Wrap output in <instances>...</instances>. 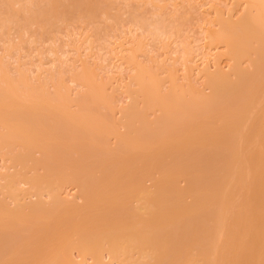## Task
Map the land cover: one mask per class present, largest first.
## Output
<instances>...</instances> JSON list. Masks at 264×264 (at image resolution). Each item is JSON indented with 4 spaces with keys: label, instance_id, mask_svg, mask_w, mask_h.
Listing matches in <instances>:
<instances>
[{
    "label": "bare ground",
    "instance_id": "obj_1",
    "mask_svg": "<svg viewBox=\"0 0 264 264\" xmlns=\"http://www.w3.org/2000/svg\"><path fill=\"white\" fill-rule=\"evenodd\" d=\"M34 1H36V0H34ZM34 1L33 0H2L1 1L2 3H0V30H2L1 28L7 29L5 27H8V28L11 27L12 28V25H10V23H12V22L15 23L16 20L18 22L19 21L21 22L22 20L26 21L27 23H25L23 21L21 22V25L23 23V25L25 27L31 26L30 23H34V22L35 23L36 22L37 23H40V22H42V23L46 22L47 23V21H49L48 24H44V25L45 26H49V25L51 26L52 25L50 23L51 19L55 20L56 17L62 18L63 14H65V13L68 14L70 12L69 10L72 11L73 8H76V10L81 9L83 12L85 11L84 9H86L87 11H90L89 8H92L91 9L92 11L94 10L93 9L94 5H92V4H94V1L91 4V0H43V1L38 0L35 3H34ZM40 1H42V2H40ZM96 1H98V2L101 1L102 3L100 2V4H102V5H103V2H106V0H104V1L103 0H96ZM16 2H17V6L20 7V5H21V7H20L21 9L20 8L18 9L16 6L17 10L15 9L16 10L15 11L13 9L14 8L13 6H15L14 3H16ZM20 2H22L23 5ZM31 2H33L34 4L33 3L30 4ZM38 2H40V4ZM107 2H106V4H107ZM246 2L248 4V5L246 4V8L248 10L247 9H246L247 11L244 10L245 12L243 11L239 15L240 17L238 16V19L236 18L235 21L225 19L226 22L221 23L222 26L219 24L220 25L219 30H217L214 33V35L211 33V35H213L211 37L213 40L220 41L221 43L222 42L225 43V45L227 46V49H228V50L227 49L226 50L229 52L232 59L233 58L235 59V60L233 59V61L235 62V63L233 62L234 63V64H232L233 66H230V68L233 69V72L231 71L232 69L229 70L230 72L233 73V74L231 73L232 76L231 75L230 76L234 80L229 77V74L227 73L228 71L225 72L226 74L224 73L223 70L219 71L218 69H217V72H213V73L206 71V73H207V74H205L206 86L210 87L211 91L209 93H211V95L209 93H207V95H206V93H203L202 90H200V91H202V92H200L199 89L198 90L195 89V91H194L193 87H189V89H187V90L183 88V90H186V91H184V93L188 92L190 90V92H192V94H194V92L197 91L196 94L198 93V100L200 99L199 100L200 104L197 103L198 100L196 98L197 96H195V95L194 96H195L196 100L189 101L191 99L193 100V98L190 97L191 99L188 98V101H189L188 104H187V96H186V100H184L185 97L179 98V99H181V101L183 100L181 103H180V100L177 98V100H179L177 102L181 104V106H180V104L177 103L179 105V107H181L182 110L184 109L183 110L184 113L185 112H186V114L188 113L187 116L192 115L193 117L191 116V118H193V119L195 118L194 120L191 119L190 116H188V117L185 116L186 120H184L183 116L181 115L183 112L180 109L174 110L175 107L173 105H172V109H171V106L169 109V107L164 106L165 104L161 105L162 102L164 103V101H163L164 97L167 98V100H168L169 99L168 97L172 96V93L170 94V88H169L168 93L166 95L168 97L164 96L165 92H164V95L161 92V95L164 96L163 99H161V98L159 99L161 103L158 102V99H156L158 96L156 98H153L155 95L160 94L158 92L160 90L158 89V91H157V83L160 80H157L158 77L154 76L155 74L153 75L151 73L152 75L150 76L148 72H147L148 73L147 76H149V77H147L146 75H145L146 77L141 75V76H139V79H137L138 77L136 78L139 81V87L138 88L141 91V92L140 91L139 92L143 93V95L147 96V102L146 103L150 102L149 105H146V103L145 104L143 103L144 109H147V108H145V106L151 107V105L152 106L155 105L154 103H156V102H154V101H157V103H160V105L162 107H165V108H163V109H165L164 110L165 115L166 114L168 115L169 113L170 114L168 116L166 115L167 116L166 117V116H164V114L162 116L161 115L162 113H161L160 115H158L159 117L158 116L154 117V119L158 117L156 120H158V119L160 120V121L158 120L157 123L155 122L157 126H155V124L153 122L156 120L152 121L153 118L148 119L146 115H143L141 118H138V120L139 119H141V120H139V123H137V125H136L135 122L138 121L137 117H140L144 113V109H143L142 114L140 111V110H142L143 107L140 110L138 109L139 111L137 110V112H140V116L138 114L132 115L129 119L130 121L129 122L126 121L128 123H127V126H125V127H127L126 132L124 133L125 135L124 134L122 135V133H121L120 137L117 136V138L115 139V140H117V142H115V145L117 143V147L118 146L120 147L119 150H117V147H114V145H112V147H111L110 144L112 142L109 141L110 136H108L106 134L107 132H109L110 135H112L111 133H113V129L112 130L110 129L111 131L109 130V128H111V127H109L110 126L109 122H105L106 123L105 124V123H103L104 121L100 122V119L98 120L99 122H97V121L93 120L96 118H93V119L90 118L93 121H91L89 119L90 122L85 121V120H83L84 122H82V120H80V122H81L80 123L79 120H77L78 117L75 118L74 117L75 115H69V119H68L70 121V123H69V121L66 120L68 117L65 118L68 115L65 116V114H64V117H63V114H59L58 112H55L56 114L54 113V111H56V109H54V108H56V105L51 104L53 102L51 100L52 97H51V99H49V97L47 96L49 94L45 95L42 91H41L42 93L40 91H38V92L36 91V94H35V91L33 92V90H31L29 92L31 94L27 93L29 95H33L32 97H34V95H35V98H37L36 95H38L39 92L41 94L40 98L39 99L34 98L35 100L33 102H30L29 101L30 99H28V101L30 102L28 104L25 102H19V100H23V98L18 99V105H16L14 111H16V113L19 112V114L15 115L14 117L10 116L7 118L5 116H2V115L0 116V126L1 125L4 126V127H2V129L3 128L4 129L2 130L3 134H0L1 135L0 138H1V140H3L2 141L3 144H5V146L3 144H1L2 142L0 140V142H1L0 146H2V147H0V149H2L1 151H3V153H4L2 155V152H1L0 155H2L3 157L5 155L4 158H7L11 154L8 155L7 153H5L6 147H7V150L10 151V150L14 149L12 147H15L14 145H16V143L18 145V147L16 146L17 147L16 150L14 149L16 151L15 154H14V152H12L13 156L8 157L9 159L10 158L12 159V162L14 163L15 166L18 163L20 164L19 169L16 167L17 170H15V173L11 172L12 175L11 174L8 175L7 178L9 180L6 179V181L8 183H5V185H7L6 187H7L8 191L9 190L12 191L11 195L14 194L13 190L16 188L15 184H17L18 181L21 180V178L26 179V177H27L26 180H29L32 184L35 183L34 185L37 187H43L44 184L46 185L45 187H47V186L51 187L50 185H52L51 188L56 191L52 195L53 202H55L54 203L55 208H58V206H60V204L63 203L62 201H64V199L62 197H60V195L58 194L59 193L58 191H60V189L62 187L61 185L64 184L62 182H64L65 179L66 180L68 179L67 182L68 181L72 182V181L76 180L75 183H77V181H78L77 184H78L79 188H82L81 190L83 191V193H86L85 187L87 188V185L88 186H92V185L97 186V185H100L102 182V181H100V179L104 180V179L100 178L102 175H100V177L98 176V180H97V175H96L97 173L96 172H95L96 173L95 175H91V173L93 174L94 173L93 171L97 168V167H94L95 169L90 171V169H92V167H93V166L90 167L91 163H92L91 161L94 159V157L96 159H100V158L102 159V157H100V156H98L99 158H97L96 157L97 154L95 155V152L97 151V152H99V154L104 153L106 155L102 154V156H104V157L108 156V158H109L112 156L111 151H114V152L117 151L118 153L117 152L115 153L116 156L114 155L115 157H117L116 160L122 158L123 161H126L129 159L128 162L130 163L132 161V164L128 165L129 166L128 167V166H126L127 164H129L128 162L125 164V163H122V161H120V165H119L116 163V160H114L115 163L117 164V166L116 167L112 166L113 170L111 173L116 174L115 170H116V168H119V166H120V168L123 166V168H121L122 172L120 169H117L121 173L125 172L124 169L126 171L130 170L129 172H126V175L129 174L128 176L129 177L131 176L130 178L127 176L128 177L127 180L129 179L130 181L129 182L127 181L128 183L125 182L126 184H124V183L123 184H124V186H128V187L130 186L131 187V185H132V187H134L133 188V192H134L133 194H136L138 199L135 196L136 197L135 200H137L139 203L138 204L136 203V205L134 204L135 205L134 206L131 202L132 198H130L129 201L131 202V205L129 204V206H132V207L134 206V207L133 208L130 207L131 209H127V210L125 209L127 213L125 214V212H122L123 214H125L124 216H122V213L120 211H117V210L124 209V208H121V206L127 207L128 203H129L128 198L131 197V195H132L131 191H130L131 193L130 192H127V193L123 192V195L121 194L120 205H117V202H116V205L111 204L112 207L110 206L111 208H113V207L116 208V206H118L117 207L118 209L116 210L115 208H113L114 213L112 212V214H114L115 217L117 216L116 218L112 219V217H110L111 212L109 213V211H111V210L104 211V213L102 211L101 212L102 214L100 216H98L97 219L95 218V224H93V226H94L93 229H95V230L93 232L92 231H89V232L83 231V232H80L81 234L79 233V236H78L79 239H80L81 235L83 238L80 240L78 239L79 244H78V242H76L78 244V246H80L84 251L89 250V252L92 248H94V250L91 253L92 254L91 257L93 259L92 260L93 264H107V262L105 263L103 261V258H104V256H102L103 254H100L101 251L102 252L104 251V247H105L104 245L105 244H107L106 245L107 247H105V251H108V253H109V255H111L112 259L115 262L117 261L119 264H264V197H263V194H264V117H261L262 115L261 116L259 115L261 117V119H258V117L256 116L259 113L258 109H256L257 110L256 112H258V113L256 115H252V116H254L253 119L251 118L252 116L249 113V112H252L251 114H254L255 108H257V107L259 108V106H260L259 104H261L260 109L263 110V113H261L262 111L260 109H259V111L264 116V78H263L264 77V0H246ZM100 4L97 3V5H98L97 7H100L103 9L100 10V8H99V11L104 10L106 7L108 8L107 5H103L104 6L103 7ZM71 7H73V8H71ZM96 9L97 8L95 7V10ZM76 10L73 9V12L75 13V15H77ZM95 10H94V14L96 15L97 12H99V11L97 10V12H95ZM253 10H254V12H253ZM17 11H21V12H18L19 15L17 14ZM78 12H81V11H78ZM80 14L78 15V17H80ZM90 14L89 15L91 17H93V15H94L93 12L90 11ZM89 15L87 13V15L86 16L84 15V17H88ZM18 16L21 17L22 20L16 19ZM71 16H73V15H71ZM64 17H65V19H67L66 15H64ZM81 17H83V15ZM59 18H58V20H60ZM65 19H63V20H65ZM137 21H139V20H137ZM157 21H156V23H158ZM160 22H162V21H160ZM221 22H222V20H221ZM18 24H20V23H18ZM18 24H17V26H18ZM26 24L27 25L29 24V25L27 26ZM154 24H155V22H154ZM9 25H10V27H9ZM21 25H19V26L24 27L23 25L22 26ZM38 25H39V27L41 25V28L43 26V24H41V23ZM45 26H43V28ZM158 26H159V24H158ZM254 43H255V45H254ZM250 53L251 54H253V53L257 54L259 57H257V55L251 56V57H253V58H251V59H253L251 61H249L250 60L249 58H248L249 60L246 59V57L243 58L244 56H250L251 55ZM254 57H256V58L254 59ZM241 58H242V60H244V59L248 60L249 63L251 62L249 68L253 65L252 67L255 69V71L254 70H253V72H252V70H249L251 72L247 71L249 69V68H247L248 66L247 67L245 66L247 70L245 68H243L244 65H242V67H241L240 66L241 65L240 64ZM135 63H136V61H135ZM137 67H139V66H137ZM139 70H141V69H139ZM3 73H4V71H3ZM3 75L4 76L6 75L8 77L7 74H3ZM79 75L80 74H78L77 77H79ZM233 75H235V76L233 77ZM2 77L0 74V78H2ZM81 77H79L80 81H81ZM82 78L84 81L86 80L85 79L86 77L84 78V76H83ZM4 79L5 78H2V81ZM83 80H82V83L84 82ZM0 81H1V79H0ZM20 81L22 83V80H20ZM93 81L94 80H92L91 84L93 83ZM173 81H175V80H173ZM4 83L2 84V87L6 84V86H4V89H1L2 87H0V95L2 97H6L10 93L17 95V97L20 95L19 97H21V94L19 93L20 89L18 90V88L16 87L19 85V84L16 85V83H20V82H18V81L13 82V80L10 77H8L6 79V83L5 84ZM89 85H90V83H89ZM92 85H94V83ZM177 86L173 87V85H172V87H173L172 91L174 93L180 92V91H176V89L180 88V87L177 88ZM89 88H91V87H89ZM16 90H18L19 92H16ZM85 90H87V93L85 92L86 94L91 92V96L94 95V94H92V91H93L92 89H91L92 91H90V90H88V87H87V89H85ZM95 90H97V89H95ZM181 91H182V89H181ZM21 92H23V91H21ZM199 92L205 94V97L202 98L203 95L200 94ZM78 93H79V91H78ZM140 93H138V91H137V94L140 95ZM174 93H173V95H174ZM27 94H25V95H27ZM82 94H83V97L86 95L84 93H82ZM186 94L190 96V93H186ZM39 95H38V97H39ZM89 95H90V93H89ZM22 97H23V95H22ZM27 97H28V95H27ZM151 97L153 98V104H152V100L150 99ZM173 98H176V96H173ZM170 99L168 100L169 102L165 100L166 103L168 102L169 104H172V101H170ZM3 100H5V98ZM31 100H33V99H31ZM145 100H144V102H145ZM219 100H220V102H219ZM65 101L67 102L68 100H65ZM175 101H176V99H175ZM175 101H173V102H175ZM184 101H185V103L183 104ZM99 102H100V100H99ZM221 102H223L224 104L222 103L223 104L222 105ZM89 103H90V100H89ZM190 103H192L193 106H190V108H189L188 106ZM169 104H167V105H169ZM186 104H187V108H189L188 110L184 107ZM197 104L199 105L200 109L199 108L194 109V108L198 107ZM208 104H210V106H208ZM218 104L222 105V106L220 105L222 107V109ZM225 104H226L227 108H225L226 107V106H224ZM0 105H1V103H0ZM5 105H6V103H5ZM158 105H157V107H158ZM182 105L184 108L182 107ZM200 105L205 108V109L203 108L204 110L209 109V108H210V110L213 109L212 115H207V114L205 115V113H204L205 111L201 108ZM212 105H213V107H212ZM215 106L217 107L216 109H214ZM218 106L220 107L221 110L219 109ZM223 106H224L225 110H224ZM254 106H256V107L254 108ZM7 107H9V105ZM252 107L254 108V111H252V109H253ZM3 108H5V106ZM62 108H65V107L63 106ZM132 108H134V107H132ZM230 108H231V110H230ZM43 109L44 110L47 109V111H49L50 114L52 113V116L49 114V112L44 113L46 111H44ZM130 109L131 108H129V110ZM163 109L161 110V112H163ZM57 110H58V108H57ZM88 110L92 111L91 109H88ZM193 110H196V111L202 110L201 111L202 113L200 111H197L198 113H194ZM210 110H209V112L211 113ZM170 111H172L173 113ZM175 111H176V113L174 114ZM214 111H215V113H214ZM217 111H219V112L222 111L223 113L221 112L222 114L219 115L220 113L217 114ZM145 112H146V110H145ZM179 112H180L179 115L184 120L183 122L188 121V119H189V122L193 123V121H194L196 126L194 123L193 124L188 123L189 124V126H188L189 130H187V124L185 123L186 124V126H185L184 124L181 123L180 127L182 125H184L186 127V128L184 127L186 129L185 130L186 132L185 131L182 132L184 130V128L183 129L177 128L178 130H182V131H179L180 133H184V135L179 133L180 136L183 135L182 137L179 136V138L182 140V146L181 145L175 146V147H172V149L170 147L159 148V150H158L156 145L162 146L163 144L160 145L161 143H164V142H161L162 140L166 141L167 139L173 138V140H174V138H178L176 135H174L175 132L172 133V131H173L172 129L174 128V125H175L174 123L177 122V120L182 122V120H180L181 119L180 116L178 115ZM199 112H200V114H199ZM57 113L60 115V117ZM60 113H61V111H60ZM171 113H172V116H171ZM191 113H194V115ZM146 114H147V112H146ZM176 114L178 116H176ZM195 114L198 115L197 119L195 117L196 116ZM28 115H30V116H28ZM48 115L50 116V118H49L50 121L52 118H54L52 120L54 122L51 121V123H50V121L47 120L48 117H46V120H45V116H48ZM53 115H55V117H53ZM246 115L247 116L250 115L249 116L250 118L249 117L248 118H249V120L251 119V121H252L251 125L249 124L248 121L245 120V119H247ZM31 116L34 118H32ZM124 116H125V114H124ZM169 116L175 117L177 120L174 118L175 119V122H174V119H172ZM219 116H221L222 118L224 117V119L222 120V118ZM255 116L257 118H255ZM56 117H57V119H56ZM79 117L81 118V116H79ZM133 117L134 118L136 117L135 118L136 121L133 120L134 119ZM164 117L166 118V122L164 121L165 120ZM215 117H217V118H215ZM62 118H64V119H62ZM127 118H128V116H127ZM145 118L148 121L150 120V122L152 121L153 123H150V122L148 123L147 120H145ZM214 118H215L216 122H214L215 121ZM161 119L164 122H162ZM167 119H169V120L167 121ZM57 120H60V121H57ZM63 120L64 121L66 120V121L64 122ZM190 120H193V121H190ZM217 120H218V122H217ZM46 121L48 123H46ZM131 121H132V123L135 121L133 124L136 126H134L131 123ZM87 122H89V124ZM126 122H125V125H126ZM140 122H142V123H140ZM159 122L167 123V124L169 123L170 126L168 125L167 126L168 128L167 127L165 128V126L167 124L166 125L160 124L158 127ZM170 122H174V123L172 124ZM65 123H67V124H65ZM73 123H75V124H73ZM102 123L105 124L104 125L105 127L107 125V128L108 127L109 128L106 129ZM63 124H64V126H63ZM71 124H73V125H71ZM176 124L177 125H175V126H179L178 123H176ZM245 124L248 126L250 125V127H248V126L246 127ZM47 125L49 128L47 127ZM74 125L75 126L77 125L79 127V128L75 127L76 131H75V129H72V128H74ZM132 125H133V127H132ZM151 125L153 126V128H151ZM192 125H194L193 128H192ZM66 126H68V127H66ZM161 126H163V128L166 129L163 131V128H162L161 129L163 131L162 133H161L160 129H159L160 132L158 130V128H160ZM52 127L54 129L56 127L58 128V129L56 128L57 129V130H55L56 132L54 130L52 131V129H53ZM169 127H171V130H169L170 129ZM5 128L8 131V134L5 133V132H7V131H4ZM83 128H88V130L87 129L86 130L88 132H90L92 139L89 138V139H86V141L84 140L86 138V136H88L89 133L85 129L84 130L86 132L82 131ZM190 128H192V129H190ZM79 129H80V131L83 132L82 135H86V134L87 135L84 136L83 138H81L82 136H80L81 132L79 131ZM45 130H47V132L49 133L48 137H46L48 133L47 134L44 133ZM71 130H74V133ZM155 130H157V132ZM178 130H177V132H178ZM59 131L63 132L61 134V136H60ZM168 131H169V136L167 133ZM67 132H69V133H67ZM0 133H1V130H0ZM54 133L55 134L58 133V134H56L57 137H55ZM72 133L74 135H72ZM160 133L162 135H163V133L166 135H163V137H162V135H160ZM157 134H159V135H157ZM179 134H177V135H179ZM3 135H5L6 137L9 135L7 137L8 139L5 136L3 137ZM62 135L67 137V138L69 135L70 136L67 139V138H62ZM93 136L95 138H93ZM106 136H108V137H106ZM160 136H161V138H160ZM223 136L226 138H223ZM59 137H60V139H59ZM75 137H76V139H75ZM113 137H114V135H113ZM71 138L72 139L74 138V140H71ZM57 139H58V142H56ZM61 139H64V140L62 141ZM180 139H175V140H180ZM53 140H55V141H53ZM69 140H71L72 142ZM81 140H82V142H81ZM175 140L171 141V142L174 143ZM186 140H188V141H186ZM66 141H68V143L69 142H71V143L67 144L68 145L67 146L65 144ZM75 141L78 144H76V143L72 144ZM49 142L51 144H49ZM85 142H88V143H86L87 145L85 144ZM108 142H110L109 145H107ZM171 142L169 145H171ZM176 142H178V141H176ZM57 143L59 144L58 146H57ZM113 143H114V140H113ZM168 143L169 142H167V144ZM52 144L55 147L54 146L52 147L51 146ZM71 144H72V146L76 145L77 147L74 148L71 146ZM79 144H84V148L80 147V149H79L78 148ZM11 145H12V147H11ZM164 145H166V143ZM20 146L23 149L22 150L23 153L21 152V150H19ZM153 146H155L157 150H152ZM191 146H195L197 148V152H194L196 150V148L195 149L193 148L194 154L197 153L195 155L196 159H195V157H192V160H195L194 162L191 161V157H189L190 160L188 158H186V159H187V162L189 160L190 162L193 163V165H191L192 167L196 166V168H194L195 170L194 169L191 170L192 173H190L191 171L187 172V175H186V172L182 169V167L180 169V167L177 165V161L184 159L185 156L184 157L182 156L183 157L182 159H180L181 157H179V156H178L179 158H177L176 152L178 153V151H179V153L182 152V154H183L186 152V151L184 152L183 150L186 149L187 151L189 150L188 156L192 155V154H189L192 151ZM58 147L59 148L61 147V150ZM62 147H64V148H62ZM3 148H5V149L3 150ZM8 148H10V149H8ZM67 148H69V149H67ZM81 148H83V149H81ZM111 148H114V149L111 150ZM187 148H189V149H187ZM48 149H50V151ZM54 149L58 150V152H53ZM161 149H163V150L165 149L164 152H161V153H165L166 150H168L167 152L170 151L169 155H171V153L174 151L172 154L173 157H170L171 159L173 158L172 159L173 162L170 161L171 159L170 160L167 159L170 161V162L168 161L169 164L166 165V167L163 166V169L161 167L162 170L159 169V173H161L160 171H164V168H166L165 171L162 172V175H163L162 180H159L156 182V183H159L160 185L155 183L156 185H154V186H156L155 188H157V189H155V191H154L153 189L150 190L151 188H149L148 186L146 187L145 185H143L142 180L140 179V177H137V176H139L140 172L142 174L143 171H144V173L146 172L145 174H147L148 169H145V168L147 167L150 170L151 164L155 166L156 163L163 162V161H160L162 158L161 159L157 158L161 155L160 152H156V151H163ZM179 149L181 150V152ZM67 150H69V151H67ZM70 150L74 151L75 153L78 152V154L80 153L79 158H77V154L75 156L72 155V153H74V152H71ZM36 151H39V153L41 154L40 157H38L39 154L36 157V155H35V154H37ZM82 151H83V154H82ZM120 151L122 153L124 152L126 155L124 153L122 155V153H120ZM92 153H94V155ZM118 154L120 155V158H119ZM185 154H187V152ZM167 155H165L166 158H167ZM177 155H179V154H177ZM72 156H73V158H72ZM125 156L128 159L124 158ZM188 156H186V157H188ZM69 157L71 159H69ZM104 157H103V159H104ZM54 159H57L59 162L61 160V163L63 161L64 162L62 164L58 163V164H60L58 166V164L56 163L57 160H55V162H54ZM105 159L103 160V162L106 164ZM111 159H112V157H111ZM111 159H110V161H111ZM143 159L145 160L144 162H146V160H148L151 164L147 161L146 163H149L148 164L149 166L147 164H146V166H143L145 168L142 171V169H143V167H141L142 164L140 166H138L136 164L138 163L137 161L140 162ZM28 160H32L33 164L34 163L36 165L38 164L37 167L41 166V164L43 163L42 166L43 165L44 166L42 169H45L44 170L46 172V173L44 172L45 175H42V176H40L41 174L39 176L36 175L35 178L29 177L26 173L27 169H29V168H27L26 166H30V169L34 171L36 165L34 164L35 166H33V164L31 163L32 161L29 162V164H30L29 165L28 163H26ZM35 160H36V162H35ZM133 160H135V161H133ZM38 161H41V162H38ZM83 161L91 162L90 166H88L90 169L87 168V166H86L87 170L84 168L85 166H83V165H85V162H83ZM101 161H100V163H103ZM114 161H113V163H114ZM152 161L155 164H153ZM156 161H158V162H156ZM164 161H166V160H164ZM183 161H179V162H183ZM51 162L52 163L54 162L53 163L54 165ZM67 162L68 163L72 162V163L68 164ZM82 162L84 163L83 165H82ZM94 162H95V159H94ZM187 162H186V164L188 167L189 163H187ZM39 163H40V165H39ZM121 163L124 165H122ZM31 164H32V166H31ZM80 164H81V166H80ZM105 164H103V165H105ZM67 165L70 167H68ZM108 165H106V166H108ZM143 165H145V164L143 163ZM182 165H185V164L182 163ZM109 166H108V168H111V166L110 167ZM191 166L189 165V167H191ZM69 168L72 170V172L70 171V173H72V174L75 173L79 177L81 175H84L83 177H85V178L90 177V179H95L96 182H98V183H94L95 180H94V182H92L91 180H88V179L87 180L90 181V183H85V182H87L86 179L84 180V178L81 176V178H78L80 180H78L77 176L75 177V174L74 175L71 174L70 176L69 175L67 176L66 174L69 173V172H67V170H69ZM98 169L100 170L99 165H98ZM98 169H96L97 172L99 171ZM152 169H154V167ZM101 170H103V169H101ZM108 170H106V171L109 172ZM139 170H141V171H139ZM149 170H148V173H149ZM182 170H183V172H182ZM189 170H190V168H189ZM157 171H158V169H157ZM165 172H166V174H163ZM19 173L21 175H19ZM22 173H23V175H22ZM188 173H189V175H188ZM42 174H43V172H42ZM89 174L93 177L94 176H96V177L92 178L91 176H89ZM105 174H107V173H105ZM112 174H111V176H113ZM120 174H119V176H120ZM180 174L182 175V177L185 180H187L189 178V183H188L189 186L187 185L188 186L187 189L185 187V189L182 190L181 187L180 188L178 187L179 183H178V185H176L177 182H173L175 180H173V181L171 180L174 177L181 178ZM17 175H19L21 178L19 176L16 177ZM117 175H118V173H117ZM117 175H116V178H118ZM109 176H110V174H109ZM111 176H110V178H111ZM140 176H142V175H140ZM184 176L185 177L188 176V177L185 178ZM69 177L70 178L72 177L71 180ZM125 177L126 176H124V178ZM165 177H166V179L168 178L166 181H164ZM119 178H121V177H119ZM142 178L144 181L145 180L144 177H142ZM17 179H19V180H17ZM45 179H49V181L45 180ZM61 179H62V181H60ZM81 179H83L84 181ZM169 179H170V182H169ZM178 179H176V180L179 181ZM15 182H17V183H15ZM162 182L164 184L166 182L167 183L169 182L172 184V182H173V183H176L175 184L176 186L174 184L173 185L175 187L173 185H169V183H168V185H162ZM59 183H60V185H59ZM82 185L84 187H82ZM102 185H103V183H102ZM55 186L57 187V189L54 188ZM121 186H122V190H123V188H124L123 185H120V183H119L118 187L121 188ZM164 186H165V188H164ZM244 187H248V188L245 189ZM120 188H118V189H120ZM125 188H127V187H125ZM178 188L181 189L180 192H179ZM241 188L242 189L244 188V191L245 190L246 191L244 192ZM177 189H178V191H177ZM248 189H250L253 194L255 193V196L257 195L256 197L254 196L256 200L253 199V197H252L253 195H252V193H250V190L248 191ZM122 190H119V191L117 190V191H118V193L119 192L121 193ZM238 191H240L239 194L242 193L241 191H243L246 194L244 196V198H242V200L240 199V197H243L244 193H242L243 195L241 194L242 196L239 197V195L236 194ZM258 192H262L263 194L258 193ZM107 193H109V192H107ZM174 193H176L177 195H175ZM188 193H189V196H187L186 198L192 196V194L195 197L194 200H193V197H191L192 199L190 198L193 201L187 199V201L189 200L190 204H188L189 202L186 203V198H185V196L188 195ZM249 193L251 196H247ZM258 194H260L259 196L261 197L260 202H259L260 197L258 196ZM174 195H175V197H174ZM183 196H184L185 200H184ZM236 196H238V199H240V200H238L236 198ZM87 197L88 196H86V198ZM91 197H92V195H91ZM93 197H94V195H93ZM113 197H114V195H113ZM118 197H120V196H118ZM171 197H174V198H171ZM250 197H252L251 199L254 200L255 203L256 202L257 203L255 204L251 199H249ZM262 197H263V199H262ZM104 198L105 197H103L102 200ZM106 198H108V197H106ZM244 199H246V201L241 203ZM40 200L41 199L38 200V202H39L38 204H44V203H41ZM116 200H118V199H116ZM109 201H112V200H109ZM235 201L237 203H235ZM238 201H241L240 202L241 206H240ZM104 202H105V199H104ZM84 203H86V202H84ZM253 203H254V208L255 207L257 208V209H255V214H254V209L252 206ZM259 203H260V208L257 207ZM233 204H238L240 211H238V209H235L236 205L234 206ZM2 205H4V204H2ZM56 205H57V207H56ZM66 205H67V203H66ZM129 206L127 208H129ZM250 206H252V208ZM6 207L4 205L3 209H2V207H1V209L7 210L9 208V207L8 208H6ZM110 207H108V209H110ZM38 208H39L38 206L34 207L33 209H35V210L33 212L35 213ZM250 209L251 210L253 209V212H251ZM45 210H47V209H43V211L41 210L42 212L40 214H42V213L48 214V213L52 212V211L49 212L48 210L47 211H45ZM125 210H123V211H125ZM235 210H236V213H235ZM3 212L7 213V211H3ZM12 212L13 211L10 212L11 216L7 215V214L5 215L4 218L2 217L3 215L0 216L1 218H3V219H0V221H1L0 222V232H1L0 235H2V232L3 233L8 232V230L7 231L5 230V232H4L3 229L8 228L9 222H10L8 220L14 219L13 215L15 213L13 214ZM18 212H17V215L22 213L23 210L21 209L20 213H18ZM117 212L119 215L121 213V216H119L118 214L116 215ZM22 214H20L19 216L14 215L15 219L17 216V219L21 220V218H23V217H21ZM67 214L68 213H66V215ZM6 216H8V217H6ZM22 216H24V214ZM58 216L60 218V215H58ZM108 216H109V219H108ZM69 217L71 218V216H67L65 218L69 219ZM6 218H8V219H6ZM32 218H33V216L31 217V219ZM50 218H51V216H50ZM34 219H32L33 221L28 220L30 225L29 224H27V225L32 226L35 223ZM72 219H73V223H74L73 227H74V225H75L74 221L77 218L75 216H73ZM72 219H70L69 221H67V219H66L64 221H67L68 223H72L71 222ZM110 219L113 221L115 220V225L112 223L113 221H111ZM11 222L13 223V221H11ZM24 222L26 223L27 220H24ZM12 223H11V225H12ZM22 223H23V221L21 222V224ZM35 225H36V223H35ZM34 227H37V225L33 226V229H34ZM38 228L39 227H37L36 229H38ZM70 228H72V227H70ZM33 229H32V231H34V232L31 233L32 236H34L33 233L36 234V232H37V230L35 231ZM20 230H22V229H20ZM23 230H24V228H23ZM39 231H40V229H39ZM85 232H86V234H84ZM94 232H95V234H94ZM6 233H5V235L3 234V236L6 237V238L5 237L3 238V241L0 238V264H5L7 262H11V261H8V259L10 260L11 253L14 250L16 251V249H17V248L13 249L11 247L14 245V244L11 245L12 244L11 239L15 238V235L13 236L14 233L12 232V236H10L11 234L9 235L8 233L7 234ZM97 233H98V235H97ZM72 234H73V232H72ZM90 234H93L94 236L90 235ZM39 235H41V233H39ZM70 235H69V237H70ZM7 236H9V238L11 237V239L7 238ZM63 236H65V235H63ZM92 236L95 238V239L93 238L94 240L92 239ZM49 237H51V235ZM86 237L91 238L90 239L91 242L93 241V244L89 245L88 249L83 246L85 244V242L89 241V238H87L88 240L86 241ZM6 239H9V241L7 240V242H9V243L11 242V243L6 244V241H5ZM64 239H66V238H64ZM32 241L29 243H31L33 245L35 240L33 243H32ZM49 241H50V239H49ZM71 241H73V240H71ZM54 242L56 243L55 240H54ZM57 243H58V241H57ZM64 244H65V242L63 243V245ZM70 244L71 243L69 242L65 246H63L61 243L62 247L57 248L55 251V253L57 254L55 256V257H57L56 260L50 261V264L51 263L52 264H83L84 263L83 261L77 262V260H74L71 257L72 252H70V249H69V248H71ZM72 244H73V242H72ZM4 245L5 246L7 245V247H4ZM17 245L18 244H16V246ZM31 246L30 245H29V247L27 246V248L25 250L29 249L28 252L31 250H34L33 249L34 246L32 248H31ZM1 247H3V248H1ZM89 247H91V248L89 249ZM8 248L10 250L12 249L13 251L12 250L10 251ZM30 248H31V250H30ZM81 248H80V250L82 252H84ZM19 249L17 250L18 252H20V250H21V249L20 250ZM50 249L45 248V250L44 251L42 250V251L44 253H47V251ZM82 256H84V254ZM5 257H6L7 262L5 260ZM7 257H8V259H7ZM3 262H5V263H3ZM29 264H30V262H29ZM34 264H35V262H34Z\"/></svg>",
    "mask_w": 264,
    "mask_h": 264
},
{
    "label": "rangeland",
    "instance_id": "obj_2",
    "mask_svg": "<svg viewBox=\"0 0 264 264\" xmlns=\"http://www.w3.org/2000/svg\"><path fill=\"white\" fill-rule=\"evenodd\" d=\"M1 1L2 0H0V3H2ZM36 1H38V0H36ZM36 1H34V3ZM42 1H40V2H42ZM93 1H94V4H92ZM95 1L96 0H91V4L94 5V8H93L94 10H95V7L97 8L95 10V12H97V10L99 11V8H100V7H97L98 6L97 3L100 4L101 1H99V2L98 1L95 2ZM107 1L108 0H106V2ZM111 1L112 0H109L107 2V4H106V2H103V5H107L108 8L105 6L106 8L104 10H102V11L97 12L96 15L94 14V10L92 11L91 10L92 8H89V10L91 12H93V14H94L93 17L90 16L92 13L90 14V11H87L86 9H84L85 11L83 12L81 9L80 10H76V8L71 7V8H73V9H75L77 11V15H75V13L73 12V9H72V11L69 10L70 12L68 11L69 12L68 14H66V13L63 14L62 18L56 17L57 20L56 19L55 20L51 19L50 20V23L52 24L51 26L50 25L49 26H45L44 25V24H48L49 21H47V23L46 22L45 23L40 22L41 24H43V26H45L44 28H43V26L41 28V25L39 27L38 24H40V23H37V22L36 23L34 22L35 24L34 23H30L31 26H28L29 24L28 25L26 24L28 27H25L23 25V23H22V25L24 27H20L19 25H21V22L23 20H22L21 17L18 16L16 19H19V20H22V21L21 22L20 21L18 22L17 20L16 21L18 23H20V24H18L15 21L16 24L14 22H12L13 24L10 23V25H12V28L9 25V27L11 29L8 28V27H5L7 29L1 28L2 30H0L1 31L0 32V72L1 71L2 72L0 74H1V77L3 76L2 78H5L4 79L5 81L3 80L5 83H6V79L8 77H10L13 80V82H17V81L20 82V83H16V85L19 84L16 87L18 88V90L20 89V92L18 90H16V92H19L21 94V97H19L20 95L17 97V95H14L12 93H10L6 97H2L0 95V103H1V105H0V116L2 115V116H5L6 118L10 117V116L14 117L15 115L19 114V112L16 113V111H14L16 105H18V99L23 98V100H19V102H25V103L28 104L30 102H33L37 98L39 99L40 96H41L40 92L42 91L45 95L46 94L50 95V96L47 95L49 97V99H51V97H52L51 100L53 102L51 101L52 102L51 104L56 105V108H54V109H56V111H54V113L58 112L59 114H63V117H64V114H65V116L68 115V116L65 117V118L68 117L66 120L69 119V115H75L74 116L75 118H77V117L79 118V119L77 118V120H79V122H80V120H82V122H84L83 120L90 122V120L93 119V118H96V119H93V120L97 121V122H99L98 121L99 119H100V122L104 121L103 123L109 122L110 123L109 127H111V128H109V127L108 128H109V130L113 129V133H111L112 135H110L109 132H107L106 134L108 136H110L109 137V141H111L112 143L110 144V142H108V144L107 143L106 144L107 145L110 144L111 147H112V145H114V147H117V143L115 145V142H117V140H115V139L117 138V136L120 137L121 133L123 135L126 132V128L127 127H125V126H127V123L130 121L129 119H130V117L132 115H134V114L137 115L138 114L140 116V112H137L138 109L140 110L143 107L142 110H140L141 114L143 113V109H144L143 105L147 102V96L143 95V93H140L141 91L138 88L139 87V81L137 79H139V76H141V75L142 76H145V75L147 76L148 73H149L150 76L152 74L153 75L155 74L154 76L158 77L157 80H160L159 82L157 81L158 82L157 83V91L159 89L160 91H158V92L160 94L159 95H155V96L153 95L154 96L153 98H156L158 96L156 99H158V102H160L159 99L160 98L163 99V97L167 95L168 90L170 88V94L172 93V96H170V97L166 96V97H168L169 99L171 98L170 101H172V104H169L168 103L169 99L167 100V98H165V97L163 99L164 103L163 102L162 103L160 102V103H161V105L165 104L164 106L165 107H169V109H170V106H171V109H172V105H173L175 107L174 110L180 109L182 112H183L184 109L182 110L181 107H179L178 104H180L183 100L181 101V99H179V98H181V97L184 98L185 97L184 100H186V96H187V104H188L189 101H194V100H196V98L198 100V93L196 94L197 91L194 92L195 89L196 90L199 89V91L202 90L203 93H206V95H207V93H209L211 91L210 87L206 86V76H205V74H207L206 71L207 72H212V73L213 72H217V69L219 71L223 70L224 73L228 71L227 73L229 74V77L232 78L231 77L232 76L231 73L233 72V69L230 68V66H233L232 64L235 63L233 61L234 58L232 59V57L230 56L229 52L227 51L228 49H227V46L225 45V43H223V42L221 43L220 41H215L211 37L214 35V33L217 30H219V28H220L219 26L221 25V23H225L226 22L225 19H228V20H231V21H235L236 18L238 19V16L244 10L247 9L246 8V4H247L246 0L245 1L244 0H113L112 2ZM40 2H38V3L40 4ZM20 3L23 5L22 2H20ZM32 3L33 2H31L30 4H32ZM14 5L15 6H13L14 7L13 9L15 10L16 6H17V2L14 3ZM100 5H102V4H100ZM20 7H21V5H20ZM20 7L17 6L18 9ZM101 9H103V8H100V10ZM78 11H81V12H78ZM18 12H21V11H17V14H18ZM86 12L88 13V15L90 14L89 15L90 17L89 16L88 17H84V15L85 16L87 15ZM253 12H254V10H253ZM80 13L83 15V17H81L82 15ZM79 14H80V17H78ZM64 15H66L67 19H65ZM71 15H73V16H71ZM58 18L60 20H58ZM63 19H65V20H63ZM137 20H139V21H137ZM221 20H222V22H221ZM156 21L158 23H156ZM160 21H162V22H160ZM23 22L27 23L26 21H23ZM154 22H155V24H154ZM17 24H18V26L20 28L17 26ZM158 24H159V26H158ZM211 33L213 35H211ZM254 45H255V43H254ZM254 55H257V54L253 53L250 56H244L243 58H245V57H246V59L249 58L250 60L249 59L248 60L251 61V60H253V59H251V58H253L251 56H254ZM257 57H259V56L257 55ZM255 58L256 57H254V59ZM246 59H244V60H242V58L240 59V64H241L240 66L242 67V65H244L243 68H245V69H246L247 66H248L247 68H249V66L251 64V62L249 63L248 60H246ZM135 61H136L137 64L135 63ZM137 66H139V67H137ZM252 66L250 67L251 69L249 68L248 70L247 69L246 70L247 71L252 70V72H253V70L255 71V69ZM139 69H141V70H139ZM230 69H232L231 70L232 72L229 71ZM3 71H4V73H3ZM249 72H251V71H249ZM3 74H7L8 77L6 75H5L6 76L5 77ZM78 74H80L79 77H81V76L82 77L84 76V78L86 77L85 78L86 80L84 81L83 78L81 77V81H80V78L77 77ZM234 76L235 75H233V77ZM147 77H149V76H147ZM2 78H0L1 79L0 87H2V84L4 83L2 81ZM20 80H22V83H21ZM82 80L84 81L83 83H82ZM92 80H94L93 81L94 85H92L93 83L91 84ZM173 80H175V81H173ZM89 83H90V85H89ZM172 85H173V87L178 85L177 88H179V87L180 88L176 89V91H180V92L179 93H177V92L174 93L172 91V89H173ZM4 86H6V84ZM4 86L1 89H4ZM87 87H88V90H90V91L93 90L92 91V94H94L93 96H91V92H89V91L88 92L90 93V95H89V93L86 94L87 90H85V89H87ZM89 87H91V88H89ZM189 87H193L194 88V91H193L194 94H192V92H190V90L188 92L184 93V91L189 89ZM183 88L186 89V90H183ZM95 89H97V90H95ZM181 89H182V91H181ZM31 90H33V92L35 91V94H36V91L37 92L40 91L38 93V95L40 94L39 97H38V95H36L37 98H35V95H34V97H32L33 95H29V94H31V93H29ZM21 91H23L24 93L21 92ZM78 91H79V93H78ZM137 91H138V93H140V95L137 94ZM202 91H200V92H202ZM161 92H162L163 95H164V92H165V95L162 96ZM27 93H29V94H27ZM82 93H84L86 95L83 97ZM173 93H174V95H173ZM186 93H190V96L187 95ZM203 93H200V94L203 95L202 98L205 97V94H203ZM25 94H27L28 97ZM209 94L211 95V93H209ZM22 95H23V97H22ZM194 95L197 96V97L195 98ZM173 96H176V98H173ZM190 97H192L193 100ZM4 98H5V100H3ZM153 98L152 97L150 98L152 100V104H153ZM177 98L180 100V103L177 102V101H179V100H177ZM188 98H190L191 100L188 101ZM28 99H30L29 100L30 102L28 101ZM31 99H33V100H31ZM88 99L90 100V103H89ZM175 99H176V101H175ZM65 100H68V101L66 102ZM99 100H100V102H99ZM144 100H145V102H144ZM165 100L168 101V102L166 103ZM199 100H198L197 103H199ZM173 101H175V102H173ZM154 102H156V103H154L155 105H153V106L151 105V107L150 106H148V107L145 106V108H147L148 110L144 109V113L140 117H137V120H138V118H141L143 115H146L148 119L149 118H151V119L153 118L152 121L156 120L159 117L158 115H160L161 113H162L161 114L162 116H163V114H164V116L167 115V114L165 115V113H164L165 109H163V108H165V107H162L160 105V103H157V101H154ZM219 102H220V100H219ZM5 103H6V105H5ZM184 103H185V101L183 102V104ZM192 103L189 104V106H188L189 108H190V106H193ZM222 103L223 102H221V104ZM149 104H150V102L146 103V105H149ZM167 104H169V105H167ZM187 104L184 107L188 110L189 108H187ZM221 104H218V105L220 106ZM8 105H9V107H7ZM157 105H158V107H157ZM259 105H260L259 108L258 107L255 108L257 105L254 106L255 111H254V108L252 107L253 108L252 111H254V114H251L252 112H249L251 116L252 115H256L258 112L260 113L259 109L261 108V104H259ZM4 106H5V108H3ZM63 106L65 108H62ZM180 106H181V104H180ZM208 106H210V104H208ZM224 106H226V104ZM224 106H223V108H224ZM132 107H134V108H132ZM182 107H183V105H182ZM212 107H213V105H212ZM220 107H219V109H220ZM57 108H58V110H57ZM129 108H131V109L129 110ZM198 108H199V105H198L197 108H194V109H198ZM201 108L203 109L204 107L201 106ZM216 108L217 107L215 106L214 109H216ZM225 108H227V106ZM225 108H224V110H225ZM88 109H91L92 111H90ZM162 109H163V112H161ZM221 109H222V107H221ZM256 109H258V112H256L257 111ZM145 110H146L148 115L146 114ZM209 110H210V108L204 110L205 112L203 111L205 113V115L206 114L207 115H212V112H213L212 110L213 109L210 110L211 113L209 112ZM230 110H231V108H230ZM260 110L262 111L261 113H263V110L262 109H260ZM44 111H46L44 113H48L49 112V111H47V109H45ZM60 111H61V113H60ZM172 111H170V112H172ZM193 111H194V113H198L197 111L201 112L202 110H197V111L193 110ZM222 111H220V112L217 111V114L220 113L219 115H221L223 113ZM200 112H199V114H200ZM172 113H171V116H172ZM175 113H176V111L174 112V114ZM194 113H191V114L194 115ZM214 113H215V111H214ZM259 113L256 115L258 117V119H261V117H264L263 114H261V113L259 114ZM49 114H50V112H49ZM124 114H125V116H124ZM179 114H180V112L178 113V115ZM187 114H186V112L185 113L183 112L181 114L183 116L184 120H186L185 116H187ZM30 115H28V116H30ZM50 115L52 116V113ZM126 115L128 116V118H127ZM178 115L176 114V116H178ZM195 115H196L195 117L197 119L198 115L197 114H195ZM259 115L260 116L262 115V116L260 117ZM79 116H81V118ZM156 116H158V117L154 119V117H156ZM171 116H169V117H171ZM188 116H190V115H188ZM191 116H190V118H191ZM249 116H247V119H245V120L248 121L249 124L251 125L252 121H251V119L249 120V118H250ZM256 116H255V118H257ZM46 117H48L47 120L50 121V119H49L50 116L49 115L45 116V120H46ZM53 117H55V115H53ZM59 117H60V115H59ZM219 117H221V116H219ZM32 118H34V117H32ZM135 118L133 120L136 121ZM171 118L174 119L175 117H171ZM180 118H181V116H180ZM215 118H217V117H215ZM215 118H214V120H215ZM251 118L253 119L254 116H252ZM53 119L54 118H52L51 121ZM56 119H57V117H56ZM62 119H64V118H62ZM175 119H174V122H175ZM191 119H193V118H191ZM223 119H224V117L222 118V120ZM93 120H91V121H93ZM139 120H141V119H139ZM139 120L137 122L134 121L136 123V125H137V123H139ZM145 120H147V119L145 118ZM158 120L153 121L155 126H157L156 123L158 122ZM168 120L169 119H167V121ZM180 120H182V122L178 121V120L175 123L174 122H170L172 124L174 123L175 125H177L176 123H178V125H179V126H175L174 125V128L172 127L173 128L172 129L173 130L172 133L175 132L174 135H176L178 137V138H174V140L175 139H180L179 138L180 134L184 135V133H180L179 132V131H182V130H178L177 128H179V129L182 128L183 129L186 126V124H187V130H189V128H188L189 124H193V123L195 124V122L193 120H190V121H193V123L189 122V119H188V121H185V122H183L184 120L182 118ZM218 120H217V122H218ZM51 121H50V123H51ZM57 121H60V120H57ZM126 121H128V122H126ZM152 121L150 122V120L149 121L147 120L148 123L149 122L153 123ZM164 121L166 122V118H165ZM164 121L162 120V122H164ZM52 122H54V121H52ZM89 122H87V123L89 124ZM125 122H126V125H125ZM214 122H216V120ZM46 123H48V122L46 121ZM69 123H70V121H69ZM131 123H132V121H131ZM140 123H142V122H140ZM181 123L184 124L185 126L182 125L183 127L182 126L180 127ZM65 124H67V123H65ZM73 124H75V123H73ZM73 124H71V125H73ZM105 124H103V126ZM160 124H165L166 125L167 123L159 122L158 127H159ZM133 125H132V127H133ZM136 125H134V126H136ZM168 125L170 126V124L168 123L165 126V128ZM250 125L249 126L246 125V127L247 126L250 127ZM63 126H64V124H63ZM195 126H196V124H195ZM2 127H4V126H2V125L0 126V130H1L0 134H3L2 130L4 128L2 129ZM47 127H48V125H47ZM66 127H68V126H66ZM75 127L79 128L77 125L76 126L74 125V128H72V129H75ZM193 127H194V125H192V128ZM56 128L55 129L53 128L52 131L53 130L55 131V130L58 129V128L57 129ZM105 128L108 129L107 125H106ZM151 128H153L152 125H151ZM162 128H163V126L158 128V130L159 129L161 130ZM169 128H170L169 130H171V127H169ZM185 128H184V130L182 132H184L186 130ZM192 128H190V129H192ZM84 129L88 130V128H83L82 131H85ZM160 130H159V132H160ZM164 130H166V129L163 128V131ZM177 130H178V132H177ZM4 131H7L6 128H5ZM62 131L61 132L59 131L60 132V136L64 132V131L63 132ZM71 131H73V133H74V130H71ZM75 131H76V129H75ZM79 131H80V129H79ZM82 131H80L81 132L80 136H82L81 138H83L84 136L87 135V134L86 135H82V133H83ZM155 131L157 132V130H155ZM163 131L161 130V133ZM5 133L8 134V131L5 132ZM44 133L47 134L48 133L47 130H45ZM58 133H56V134H58ZM67 133H69V132H67ZM73 133H72V135H74ZM88 133H89L88 136H86V138L84 139L85 141H86V139H89V138L92 139V136L90 135V132H88ZM161 133H160V135H162ZM167 133H168V136H169V131ZM176 133L177 134L180 133V134L177 135ZM56 134L54 133L55 137H57ZM113 135H114V137H113ZM157 135H159V134H157ZM163 135H166V134L163 133ZM163 135H162V137H163ZM4 136L5 135H3V137ZM48 136H49V133L47 134L46 137H48ZM69 136H68V138H69ZM108 136H106V137H108ZM182 136H180V137H182ZM62 138H67V137L62 135ZM93 138H95V137L93 136ZM160 138H161V136H160ZM223 138H226V137L223 136ZM59 139H60V137H59ZM75 139H76V137H75ZM0 140H1V138H0ZM55 140H53V141H55ZM61 140L63 141L64 139H61ZM71 140H74V138L73 139L71 138ZM71 140H69V141H71ZM113 140H114V143H113ZM174 140H173V138L172 139H167L166 141L162 140L161 142H164V143L160 142L161 144L160 143L159 144L160 145L163 144V145L162 146L156 145L157 149L159 150V148H167V147H170L172 149V147H175V146H179V145L182 146V140L181 139L180 140H175L174 143L171 142V141H174ZM2 141L3 140H1V142ZM176 141H178V142H176ZM186 141H188V140H186ZM56 142H58V139H57ZM71 142L68 143V141H66L65 144L67 145V144H70ZM81 142H82V140H81ZM167 142H169V143L167 144ZM170 142H171V145H169ZM74 143H76V141L73 142L72 144H74ZM86 143H88V142H85V144ZM165 143H166V145H164ZM1 144H3V142ZM49 144H51V143L49 142ZM53 144L51 145L52 147L54 146ZM72 144H71V146H72ZM76 144H78V143H76ZM3 145L5 146V144H3ZM58 145L59 144L57 143V146ZM14 146L15 147H12V145H11V147L16 150V148L18 147L17 143ZM0 147H2V146H0ZM72 147L75 148L77 146L73 145ZM80 147L84 148V144H79L78 148L80 149ZM191 147H192L191 148L192 151L190 150L191 153H189V154H192V155L188 156V151L189 150L187 151L186 149H184L183 151L184 152L186 151L187 154H185L186 152L182 154L180 149L179 150H180L181 153H179V151H178V153L176 152V157L177 158L181 157L180 159H182L185 156L184 159H182V160H178L177 159L178 160L177 161V165L180 167V169L182 167V169L186 172V175H187V172H189V171L193 170L194 168H196V166L192 167L191 165H193L192 162L195 161V160H192V157H195V159H196L195 155L197 153L194 154V152H197V148L195 146H191ZM62 148H64V147H62ZM83 148H81V149H83ZM119 148L120 147L118 146L117 150H119ZM193 148L194 149L196 148V150L194 151ZM4 149L5 148H3V150ZM8 149H10V148H8ZM14 149L8 151L7 147H6V152L5 151L4 152L7 153L8 155L11 154L10 156H8V157H11V156H13L12 152H14V154L16 152ZM59 149L61 150V147ZM67 149H69V148H67ZM112 149H114V148H111V150ZM157 149H156L155 146H153V148H152V150H157ZM187 149H189V148H187ZM1 150L2 149H0V154L2 152V155H3L4 153ZM19 150H21V152L23 153V151H22L23 149H22L21 146H20ZM48 150L50 151V149H48ZM161 150H163V149H161ZM164 150L163 151H156V152H160V154L163 156L162 157L160 155L161 156L160 157L158 155L159 157H157V158H159V159L162 158L160 161H163L164 163L163 162L156 163V165L154 166L148 160H146V162L148 161L151 164V169H150L151 171L149 170V168L143 167V166H146V164L147 165L149 164V163L144 162L145 161L144 159L142 161H140V162L137 161L138 163L136 162L137 163L136 165H138V166H140L142 164V166H141V167H143V169L141 168L142 171L144 170V168L149 170V173H148V170H147V174L148 175L145 174L146 172L144 173V171H143V173L141 174V172H140L139 176H137V177H140V179L143 182V185H145L146 187L148 186L149 188H151L150 190L153 189L155 191V189H157V188H155L156 186H154V185H156V184L160 185L159 183H156V182L159 181V180H162V178H163L162 172H164L166 168H164V171H160L161 173H159V169L162 170L163 166L166 167V165L169 164L168 161L171 159L170 157H173L172 154H173L174 151L171 153V155H169L170 151L167 152L168 150L165 151L166 154L165 153H161V152H164ZM67 151H69V150H67ZM36 152H37V154H35ZM36 152L34 153L36 155V157H37L38 154H39L38 157H40L41 154L39 153V151H36ZM53 152H58V150L54 149ZM71 152H74V151H71ZM116 152L117 151H115V152L111 151V155H112L111 157H112L113 160L111 159V157L108 158V156H106V157L102 156V154L103 155H106V154L101 153V152H100L101 154H99V152L96 151L95 152V155L97 154L96 157L97 158H99L98 156L102 157V159L100 158L102 161L100 159H96L94 157L95 162H94V159L93 160L91 159L92 161L90 160L92 163L91 162H87V161H83V162H85V165H83L84 163L82 162V165L85 166L84 168L86 170H87V168H89L88 166H90V163H91L90 167H92V166L93 167H92V169L89 168L90 171L94 170L95 169L94 167H97L96 169H98V165H99L100 170L99 169L98 170L100 172L99 171L97 172L96 169H95L93 171L94 173L93 174L91 173V175H95L97 173L96 174L97 175V180H98V176L100 177V175H102L100 178L104 179V180H101L99 178L100 181H102L100 185H97V186H95V185L93 186L92 184H91L92 186H88L87 185V188L85 187L86 193H83V191L81 190L82 188H79V186L77 184L78 181H77V183H75L76 180L72 181V182L71 181L67 182L68 179L67 180L65 179V181L63 180L64 182H62V183H64V184L61 185L62 187H61L60 191H58L59 192L58 194L60 195V197H62L64 199V201H62L63 203H61L60 206H58V208H55V204H54L55 202H53L52 195L56 191L51 188L52 185H50L51 187H48V186L45 187L46 185L43 183L44 184V185L42 184L43 187H37V186L34 185L35 183L32 184L29 180H26L27 177H26V179L21 178L19 176V175H21L20 173L16 177L19 176L21 178V180L17 179V180H19L18 183L17 182H15L17 184L14 183L16 185V188L14 187L15 188L13 190L14 194L11 195L12 191H10V190L8 191V189L6 187L7 185H5V183H8L6 181V179L9 180L7 178L8 175L11 174V172L15 173V170H17V168L19 169L20 164L18 163L15 166L14 163L12 162L11 158L10 159L8 157L4 158L5 155H4V157L2 155H0V209H1V207L3 209L4 205H5V207L7 206L6 208L9 207L7 210H2L1 209L0 210V216L3 215L2 216L3 218L5 217L6 214L11 216V214H10L11 211H13L12 212L13 214L15 213L14 215H17V212L19 211L18 213H20L21 209L23 210L22 213L24 214V216H22L23 214L20 213V214H22L21 217H23V218H21V220L17 219V216H19L20 214L16 216V219H15V217L13 215L14 219L13 220H8L10 222L13 221V223L11 222L13 226L9 222V226L11 228L8 226V228L6 227L7 229H3L4 232H5V230L6 231L8 230L7 233L9 235L11 234L10 236H12V232L14 233L13 236L15 235V238L11 239V237L9 238V236H7V238L12 240V241L10 240L12 242L11 245H13V244L15 245V246L13 245L11 247L13 249L17 248L16 251L14 250L15 252L11 249L13 251L12 252L13 254L11 253L10 260L7 257L8 261H11V262H7L6 257H5V260H6L7 263H5V262H3V263H5V264H29V262H30V264H34V262H35V264L36 263L37 264H50V261L56 260L57 257H55V256L57 254L55 253V251H56L57 248L62 247L61 243L63 245V243L65 242V244L63 245V246H65L67 243L70 242L71 243L70 244L71 248H69V249H70V252H72L71 253L72 254L71 257L74 260H77V262L78 261H80V262L83 261L84 262L83 264H93V261H92L93 259L91 257L92 256L91 253L94 250V248H92L90 250V252H89V250L88 251H84L80 246H78V244H79V241H78L79 233L83 232V231H87V232L92 231L93 232L95 230V229H93L94 228L93 224H95V218L97 219V217L102 214L101 213L102 211L104 213V211L111 210V211H109V213L111 212L110 213L111 214L110 217H112V219L116 218L117 216L115 217L114 214H112V212L114 210L113 208H115V207H113V208H111V207H112V205H116V202H117V205H120L121 194L123 195V192L127 193V192L131 191L132 193L131 192L130 193L132 195H131V197L128 198V201L130 200V198H132L131 202H132L133 205L134 204L136 205V203L137 204L139 203L137 200H135V198L137 197L136 194H133L134 193L133 192V188L134 187H132V185H131V187L130 186L129 187L128 186H124V184H126V183H128L130 181L129 179L127 180V178L129 177L128 176L129 174L126 175V172H129L130 170L126 171L124 169L125 172L121 173L122 172L121 168H123L122 165H124L122 163L126 164L129 159L126 158V156H125L124 158H126L128 160L123 161V159L120 158V155L118 154L120 159L116 160V158H117V157H115L116 156L115 155ZM74 153H72V155L75 156L77 154V158H79V156H80L79 154L80 153L79 154H78V152L75 153V154ZM120 153H122V152L120 151ZM123 153H122V155H123ZM82 154H83V151H82ZM92 154L94 155V153H92ZM177 154H179V155H177ZM165 155H167V158L165 157ZM186 156H188V157H186ZM103 157H104V159L106 158L105 159L106 160V164L103 162V160H104ZM189 157H191V161L192 162L189 161L190 160ZM72 158H73V156H72ZM186 158L189 159L188 162H187ZM69 159H71V158L69 157ZM110 159H111V161H110ZM167 159H169V160H167ZM172 159L170 161L173 162ZM55 160H57V159H54V162H55ZM99 160L101 162H103V163H100ZM114 160H116V163L119 164V165H120V161H122V163H121L122 167L120 168V166L118 165L119 168H116V170H115L116 174H112L111 173L112 170H113L112 166L113 167L117 166V164L115 163ZM164 160H166V161H164ZM30 161H32V160H28L26 163L29 164ZM113 161H114V163H113ZM133 161H135V160H133ZM179 161H183V162H179ZM35 162H36V160H35ZM38 162H41V161H38ZM142 162L145 165H143ZM156 162H158V161H156ZM186 162L189 163L188 167H187ZM31 163L33 164V161ZM56 163L57 164L61 163V160H60V162L57 160ZM69 163H72V162H69ZM93 163L95 165L96 164L97 165L95 166ZM152 163H153V161H152ZM182 163L185 164V165H182ZM32 164H31V166H32ZM34 164H33V166L36 165V164L35 165ZM42 164H41V166H38V167H37V165H38L37 164L35 166L34 171L30 169V166H26L27 168H29V169L26 168L27 169V171H26L27 175L29 177H34V178L36 177V175H38V176L40 174H41L40 176L45 175L44 174V172H45L44 170L45 169H42L44 165L42 166ZM103 164H105V165H103ZM108 164L111 166V168H108V166H109ZM131 164H132V161L129 164H127L126 166L131 165ZM153 164H155V163H153ZM39 165H40V163H39ZM59 165L60 164H58V166ZM106 165H108V166H106ZM189 165L191 167H189ZM80 166H81V164H80ZM86 166H87V168H86ZM68 167H70V166H68ZM153 167H154V169H152ZM161 167H162V169H161ZM189 168H190V170H189ZM101 169H103V170H101ZM117 169H120L121 172L119 170H117ZM157 169H158V171H157ZM106 170H108L109 172H107ZM183 170H182V172H183ZM70 171L72 172V170L69 168V170H67V172H69L68 174H66L67 176L68 175L70 176L72 174V173H70ZM139 171H141V170H139ZM42 172H43V174H42ZM105 173H107V174H105ZM117 173H118V175H117ZM190 173H192V171ZM74 174L75 173H73L72 175H74ZM109 174H110V176H111V174L113 176H111V178H110ZM119 174H120V176H119ZM163 174H166V172L163 173ZM22 175H23V173H22ZM91 175L89 174V176H91ZM116 175H117L118 178H116ZM140 175H142V176H140ZM188 175H189V173H188ZM76 176L77 175L75 174V177ZM81 176L83 177L84 175H81ZM81 176L80 177L77 176V179L81 178ZM124 176H126V177L124 178ZM91 177L95 178L96 176H94V177L91 176ZM119 177H121V178H119ZM142 177H144V179H145L144 181H143ZM166 177H165L164 181H166L168 179V178L166 179ZM180 177L181 178L174 177L175 179L174 178L171 179L172 181L175 180L173 182H177V184L173 183V182H172V184L169 183L170 182V179H169V182H168L169 185H173V184L174 185L175 184L178 185V183H179V185H178L179 188L181 187V189L183 190L186 187V189H187L188 186H189L188 185L189 178L187 180H185L182 177V175ZM186 177H188V176H186ZM71 178H70V180H71ZM83 178H84V180L86 179V181H87L85 183H90V181H88V180H91L92 182H94V180H95V179H90V177H88V178L83 177ZM62 179L60 181H62ZM176 179H178L179 181H177ZM45 180L49 181V179H45ZM78 180H80V179H78ZM81 180H83V179H81ZM94 183H98V182H96V180H95ZM102 183H103V185H102ZM119 183H120V185H123V187H124L123 190H122V186H121V188L118 187ZM166 183L164 184L162 182V185H168V183L167 184ZM59 185H60V183H59ZM82 187H84V186L82 185ZM117 187L120 188V189H118ZM125 187H127L128 189L125 188ZM54 188L57 189L56 186ZM164 188H165V186H164ZM244 188L247 189L248 187H244ZM244 188L243 189L241 188V189L244 191ZM178 189H177V191H178ZM181 189H179V192H180ZM117 190L118 191L122 190V191H121V193L120 192L118 193ZM249 190L250 189H248V191ZM243 191H241V192L244 193L246 190L244 192ZM107 192H109V193H107ZM239 193H240V191H238L236 193V194L239 195V197L243 195L242 193H241L242 195L239 194ZM250 193H252L251 190H250ZM250 193L247 196H251ZM258 193H262V192H258ZM174 194L177 195L176 193H174ZM91 195H92V197H91ZM93 195H94V197H93ZM113 195H114V197H113ZM117 195L120 196V197H118ZM175 195H174V197H175ZM245 195L246 194L244 193L243 197H240V199L242 200V198H244ZM252 195H253L252 196L253 199L256 200L255 197L257 195L255 196V193L254 194L252 193ZM259 195L260 194H258V196ZM86 196H88V197L86 198ZM187 196H189V193H188V195L185 196V198ZM103 197H105L104 198L105 202H104V199L102 200ZM106 197H108V198H106ZM174 197H171V198H174ZM191 197H193V200H194L195 197L192 194V196L186 198V203H188L189 200L192 199ZM252 197H250L249 199H251ZM263 197H264V194H263ZM263 197H262V199H263ZM183 198H184V196H183ZM185 198H184V200H185ZM236 198L238 199V196H236ZM39 199H41L40 202L44 203V204H38L39 203L38 202ZM116 199H118V200H116ZM137 199H138V197H137ZM187 199H189V200L187 201ZM240 199H238V200H240ZM260 199H261V197L259 198V202L261 201ZM109 200H112V201H109ZM193 200H191V201H193ZM254 200H252V201L254 202ZM244 201H246V199H244L242 202L241 201H238V202L240 204V202L243 203ZM65 202L67 203V205H66ZM84 202H86V203H84ZM131 202L129 201L128 206H129V204L131 205ZM235 203H237V202L235 201ZM254 203L252 204V206H253L254 214H255V209H257V208L256 207L254 208ZM2 204H4V205H2ZM188 204H190V202ZM233 205L234 206L236 205L235 206L236 208L235 207L234 208L238 209V211H240L238 204H233ZM37 206L39 208L34 213L33 211L35 209H33V208L37 207ZM240 206H241V204H240ZM252 206H250V207L252 208ZM56 207H57V205H56ZM108 207H110V209H108ZM117 207L118 206H116V208H115L116 210L118 209ZM127 207H122L121 206V208H124V209H119L117 211H120L121 213L125 212V214H126L127 213L126 210L127 209H131L130 207H132V206H129V208H127ZM257 207L260 208V203L258 204ZM43 209H47L49 212L50 211H52V212H50L48 214H46V213L45 214H43V213L40 214L43 211ZM253 209L252 210L250 209L251 212H253ZM47 210H45V211H47ZM123 210H125V211H123ZM3 211H7V213L3 212ZM66 213H68V214L66 215ZM121 213L119 215L118 212H117L116 215L118 214L119 216H121ZM235 213H236V210H235ZM125 214L122 213V216H124ZM58 215H60V218H59ZM62 215L63 216L65 215V216L63 217ZM30 216L31 217L33 216L32 219L35 218L34 222L36 223L37 227H39L38 229H36L37 227H34V229H33V226H36L35 223L33 225L31 224L32 226H28L27 225V224L30 225L28 220L33 221ZM50 216H51L52 219L50 218ZM67 216H71V218L70 217H69V219L65 218ZM73 216H75L77 218L74 221L75 222L74 227H73L74 223H73V219H72ZM6 217H8V216H6ZM3 218L0 217V219H3ZM6 219H8V218H6ZM66 219H67V221L72 219V221H71L72 223H68L67 221H64ZM108 219H109V216H108ZM24 220H27V222L25 223ZM22 221H23V223L21 224ZM111 221H113V220H111ZM112 223L115 225V220ZM30 227L33 230H35V231L37 230L36 234L33 233L34 236L31 235V233L34 232V231H32V229ZM70 227H72V228H70ZM23 228H24V230H23ZM20 229H22L23 231L20 230ZM39 229H40V231H39ZM72 232H73V234H72ZM5 233L2 232V235H0V238H1L2 241H3V238L5 237V236H3V234L5 235ZM39 233H41V235H39ZM84 234H86V232ZM94 234H95V232H94ZM50 235H51V237H49ZM63 235H65V236H63ZM69 235H70V237H69ZM90 235H93V234H90ZM97 235H98V233H97ZM93 236H92V239L94 238ZM64 238H66V239H64ZM82 238L83 237L81 235L80 239H82ZM87 238H89V237H86V241L88 240ZM9 239L5 240L6 244L7 243L8 244L11 243V242L10 243L7 242V240L9 241ZM49 239H50V241H49ZM90 239L91 238H89V241L85 242V244L83 245L87 249H88L89 245L93 244V241L91 242ZM34 240H35V242H34ZM54 240L56 241V243L54 242ZM71 240H73V241H71ZM31 241H32V243L34 242L33 245L31 243H29ZM57 241H58V243H57ZM72 242H73V244H72ZM76 242H78V244ZM16 244H18L17 245L18 247L16 246ZM29 245L30 246L32 245L31 248L34 246L33 247L34 250H31V248H30L31 251H29V252H28L29 249L25 250L27 248V246L29 247ZM106 245L107 244H105L104 246L107 247ZM4 247H7V245L6 246L4 245ZM105 247H104V251L100 252V254H103L102 256H104V258L102 257L103 261L105 263L107 262V264H119L117 261L115 262L112 259L111 255H109L108 251H105ZM1 248H3V247H1ZM45 248H47V249L51 248V249L48 250V251L46 250L47 253H44L43 251L45 250ZM80 248L84 252H82L80 250ZM90 248L91 247H89V249ZM18 249L20 250V252L17 251ZM83 254H84V256H82Z\"/></svg>",
    "mask_w": 264,
    "mask_h": 264
}]
</instances>
